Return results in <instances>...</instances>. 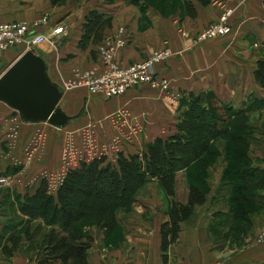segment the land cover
I'll list each match as a JSON object with an SVG mask.
<instances>
[{"label": "crops", "instance_id": "obj_1", "mask_svg": "<svg viewBox=\"0 0 264 264\" xmlns=\"http://www.w3.org/2000/svg\"><path fill=\"white\" fill-rule=\"evenodd\" d=\"M192 2L197 10L195 17L188 14L184 0L174 7L175 10L168 4L133 0H66L63 5L56 6L50 0H0V21H26L32 25L34 34H49L58 22L67 24L66 34L59 36L55 45L44 42L31 49L45 58L52 80L63 87L61 106L66 113L74 115L79 101L84 98L88 101L89 119L102 122L118 110H125L129 118L132 117L129 121L135 124L132 130L131 124H128L130 129L124 128L121 132L104 124L98 134L102 140L121 135L117 136L122 146L120 151L133 154L143 151L155 138L177 131L182 113L179 105H184L189 93L212 92L235 108L248 107L253 97H264V87L255 78L258 62L264 61V0H211L207 5L198 0ZM227 8L234 9L230 19L232 32L195 45L199 32ZM92 9L112 15V26L105 30L102 42L90 43L82 49L78 43L85 16ZM42 16H47L48 20L35 24ZM119 38H125L126 45L117 50L115 59L125 66L145 59L156 50L165 47L172 50L173 55L167 61L157 64L156 72L168 80L170 92H179L178 102L173 103L172 95H165L161 89L149 85L110 99L66 87L67 82L87 68L103 70L105 66L99 49L102 45L116 44ZM19 55L20 51L15 48L2 55L0 75ZM15 112L0 101V175H7L11 180L9 188L0 186V230L10 218L6 201L13 199L15 193L19 196L32 190L25 180L37 175L35 171L57 168L60 163V154L52 158L50 150H45V154L32 162L28 177L21 176L22 167L15 165V159L23 158V150L31 136L37 127L43 126H39L42 124L39 122L20 125L14 136ZM246 114L250 116V123H256L255 130L260 135L258 129L263 128L264 107L253 108ZM83 121L86 123L88 119ZM56 133L48 130L49 142ZM13 138H16L15 144ZM257 138L248 154L252 166L264 172V134ZM223 162L218 164V160L209 168L210 189L206 202L196 208L191 219L181 223L178 241L165 252L161 226L169 218L170 197L159 180L151 178L136 189L128 208L117 209V223L113 229L99 226L86 229L92 237L89 264H264V242L257 240L264 231V181L258 184V208L246 216L249 223L244 224V231H239L243 237L237 245L231 241L237 233L231 231L236 214L230 207L231 185L223 179L227 163L224 159ZM177 175L176 199L186 203L190 182L186 171H179ZM20 216L25 219L21 213ZM44 229H33V238L23 237L11 255L5 254L0 247V264H46L38 243ZM17 230L21 231L22 225ZM56 264L62 263L57 261Z\"/></svg>", "mask_w": 264, "mask_h": 264}, {"label": "trees", "instance_id": "obj_2", "mask_svg": "<svg viewBox=\"0 0 264 264\" xmlns=\"http://www.w3.org/2000/svg\"><path fill=\"white\" fill-rule=\"evenodd\" d=\"M50 1L54 6L66 2V0ZM133 1L168 4L175 10L174 7L181 0L171 4L170 0ZM198 1L204 5L211 2V0ZM184 4L188 14L195 17L197 10L192 0H184ZM112 20V15L105 11L90 10L85 16L78 46L85 49L90 43L102 42L105 30L112 26ZM255 78L264 87L262 60L256 66ZM202 99H208L212 107L211 117L205 119V125L198 127L200 131L198 139L192 132L188 138H185L184 128L188 131L194 128L189 119L204 118L205 108L199 106ZM186 103L189 107L180 115L184 128L178 123L176 132L155 138L141 153L120 152L116 162L102 157L81 163L69 171L56 194L48 193L46 182L39 180L33 187L31 186V191L17 195L19 211L25 219L19 218L16 222H7L2 227L0 247L3 252L7 255L13 254L23 237L33 238L32 230H38L44 224L51 228L42 235L38 243L40 255L46 264H56L57 261H61L62 264L69 261L72 264H89L88 252L92 237L87 234L86 229L92 226L113 229L117 223V209L128 208L136 189L151 178H157L170 197L167 211L169 218L161 226L162 249L165 252L170 245L178 241L181 223L191 219L196 208L206 202L210 189L206 180L208 170L220 154L219 150L209 145V141L221 134L228 135L233 147V150H228L226 162H229V166L226 167L223 176L224 181H228L231 185L230 207L236 214L231 231H235V228L237 232L244 231L246 228L244 224L249 223L246 216L258 208V184L264 181V172L252 166V159L248 154L249 143L245 150L238 149L243 141L246 144L244 138L249 134L251 141L253 134L246 113L253 108H263L264 97H253L248 107L235 108L230 103L222 102L214 93L207 92L204 96L198 93ZM197 108L198 112L195 113L193 110ZM209 128H213L212 131H209ZM245 131L247 134L244 133ZM201 132L209 133L208 143L202 142ZM195 146L198 150L193 149ZM183 168L190 182L189 198L186 203L176 199L177 173ZM128 186H131L130 189ZM19 225H22L21 231L17 230Z\"/></svg>", "mask_w": 264, "mask_h": 264}, {"label": "built area", "instance_id": "obj_3", "mask_svg": "<svg viewBox=\"0 0 264 264\" xmlns=\"http://www.w3.org/2000/svg\"><path fill=\"white\" fill-rule=\"evenodd\" d=\"M233 14L234 9L227 8L217 20L212 21L199 32L194 44L196 45L198 43V45H200L230 34L233 30L230 23ZM47 20V16H42L35 24H42ZM67 29V24L58 22L51 28L49 34H34L32 33V25L26 21H0V58L7 50L16 47L20 48L21 54L31 49V47L40 45L44 42L55 45L57 43V38L66 34ZM125 45V38H119L116 44L111 45L110 43L102 45L99 49V53L102 56V62L105 66L104 69L98 71L93 68H87L78 73L76 78L67 82L66 87L83 89L90 94H97L110 99L123 96L131 89L149 85L153 88L161 89L165 95H172L173 103L178 102L180 98L179 92H170L168 80L160 77L156 72L157 64L167 61L173 55L172 50L168 47L156 50L145 59L125 66L115 59L117 50ZM13 119L15 122L13 127L14 136L17 134L20 125L31 123L24 121L18 112H15ZM39 123L46 124L49 128L37 127L35 133L31 136L23 150V158H16L15 165L24 168L23 166L31 163L35 157H38V155L41 156L44 153L48 130H54L57 133L64 132L61 169L55 172L43 171L40 173L39 178L37 176L36 179L33 180H44L47 184V192L50 194H56L63 185L69 171L78 167L81 163L90 162L102 157L109 159L110 156L113 162H116L118 159V154L120 152L119 137L107 143H100L97 139H93L90 131H86L81 143H77L73 131H68L67 128L54 126L49 122ZM15 140L16 138H13L14 144ZM109 150L114 151L111 153ZM10 181L9 176L0 175V185H10ZM257 240L259 242H264V231L258 236Z\"/></svg>", "mask_w": 264, "mask_h": 264}, {"label": "rangeland", "instance_id": "obj_4", "mask_svg": "<svg viewBox=\"0 0 264 264\" xmlns=\"http://www.w3.org/2000/svg\"><path fill=\"white\" fill-rule=\"evenodd\" d=\"M155 1L156 2H160V0H155ZM174 2H179V0H170L169 3L171 4V3H174ZM196 45H198V43ZM187 95L188 96L186 98H187V101L189 102L197 94L194 95V93H191V94L189 93ZM212 97H214V96L212 95ZM187 101H185V102H187ZM87 103H88V101L86 100V102H85L84 98H82V100L79 101L78 106L75 108L76 113L74 114L75 116L77 115L78 119L72 120L70 122V124L66 127L68 129V131H73L75 133V138H76L77 143H81V141H82V139L84 137V134H86V131H90V134L92 135L93 139H97V141H99L100 143L101 142H106L107 143L109 141H112L117 136H119V137L121 136V135L116 134V135L112 136L111 138H109L108 140H102L99 137L100 133L98 134V132H99V128H102V126L104 124L114 127V129H116L117 132H121L124 128H129L128 124H129L130 119H132V117L129 118L128 113L125 110H122L121 113H120V110H118V112L114 113L113 115H109L108 118H105L102 122H100L98 120H94V119H91V118L89 119V115L90 114H89V111H88L89 109H87V106H88ZM199 106L200 107L204 106V108H205V112H203V115H204L203 117L204 118H203V120H198V117L193 118V119H189V121H191V124L194 127L192 130L188 131L186 128H184L183 122H181L182 120L179 117L178 123H179V125L182 124V126H183L182 128H184V132H185L184 137L185 138H188L190 133L192 132L194 134V136L197 137L196 139H198V132H200V131H198V127L202 126L203 124L205 125V123H204L205 119L208 120L207 118L211 117L210 113L212 111V107H211V105H209L208 99H202L200 101V105ZM188 107H189V105H187V103L185 105V103H184V105L182 107H180V109L183 112L185 109H188ZM193 111L195 113H197L198 112V108H197V110L195 109ZM246 116H248V115H246ZM84 119H88V121L85 123L83 121ZM249 119H250V116H248V121H249ZM251 121H254L253 118H252ZM131 123H132V121L130 122V124ZM249 123H250V121H249ZM255 124L256 123H250V125L252 126V127H250V129L252 131L251 134L253 133L251 141H249V137L250 136L248 134V136L246 138H244V139H246L245 140L246 144L243 141V143H241V145L239 146L238 150H243V149L245 150L246 149V145L248 143H249V150H252L251 146L255 143L254 142L255 139L257 140L258 139L257 137H260L261 134H264V129H263L264 128V123L262 124L263 128L258 129V130H261V134L260 135L258 134V132L256 133V130H255L256 129V127H255L256 125ZM39 126H43V127L49 128L48 125L43 124V123L41 125H39ZM131 126H132V128L131 129L129 128L130 130H132L134 128L135 124H131ZM203 128H204V126H203ZM50 129H52V128H50ZM212 129L213 128H209V131H212ZM84 130H85V132H84ZM180 132H182V130H180ZM244 133L247 134V131H245ZM64 134H65L64 132H58V133L54 134L55 137L51 140V142H49V139L45 140V144H46L45 145V150H50V154L52 155V158L54 157V155L55 156L56 155L59 156V154H60L59 166L57 168L56 167L55 168H46L45 167V168H42L40 171H35L36 173H38L37 175H35L33 178L28 179L27 181L25 180V184H26L27 187H29V186L33 187L34 183L35 182L37 183V181L39 179H37V181H33V180H35L37 176L39 178V175H40L41 172L46 171V170L49 171V172H55V171H59L61 169V155H62V150H63V145H64V143H63ZM208 135H209V133L201 132L200 136L202 138V142L208 143ZM215 137H216L215 139H212V140L209 141V145H211L213 149L219 150L220 154L217 157L216 161L218 162V160H219L218 164H220V163L222 164L223 159L226 160L228 158V150H233L232 143L228 140V135L227 134L216 135ZM197 144H198V142H197ZM121 147L122 146L120 145L119 148H121ZM194 148L196 149L197 147L195 146V147H193V149ZM196 150H198V148ZM223 150H225V151H223ZM113 151L114 150H109V152H111V153ZM120 152H122V151H120ZM45 153H43V154H45ZM140 153H141V151H140ZM222 153H224V155H222ZM39 156L40 155H38V157ZM38 157H35L33 159V161L36 158H38ZM220 157H221V159H220ZM109 159L111 161V156L109 157ZM32 162L27 164L26 166H23L24 168H21L22 169L21 173H23V175H21V176H23L24 179L28 177L29 171L32 169V168L31 169L29 168V167L32 166L31 165ZM227 166H229V162L226 163L225 169H226ZM225 169H224V171H225ZM184 171H185V168H183V170H181V172H184ZM208 178H209V171H208V177L206 179L207 182H208ZM0 186L9 188L10 185H7V186L0 185ZM130 187L131 186H128V189H130ZM16 195H17V193H15V197L13 199H10L9 201H6V203H5L6 211H9V213H10V216H9L10 218L8 219L7 222H16L19 218H21L20 213H19L20 212L19 211V204H17L18 197ZM40 221L43 222L41 219H40ZM245 226H246V224H245ZM44 227H45V229H44L45 232H47L51 228L50 226L47 227V225L43 226L42 228H44ZM242 237L243 236L241 235V232H239V231L237 233L235 232L234 233V237L231 239V241L234 242L237 245H240L241 242H239V241H242Z\"/></svg>", "mask_w": 264, "mask_h": 264}, {"label": "water", "instance_id": "obj_5", "mask_svg": "<svg viewBox=\"0 0 264 264\" xmlns=\"http://www.w3.org/2000/svg\"><path fill=\"white\" fill-rule=\"evenodd\" d=\"M63 94L62 87L52 80L45 58L33 49L22 52L0 75V101L26 122H49L66 128L77 115L65 112Z\"/></svg>", "mask_w": 264, "mask_h": 264}]
</instances>
